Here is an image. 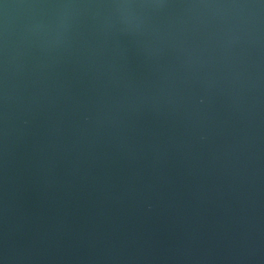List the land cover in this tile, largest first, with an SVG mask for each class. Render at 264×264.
<instances>
[{
	"label": "water",
	"instance_id": "1",
	"mask_svg": "<svg viewBox=\"0 0 264 264\" xmlns=\"http://www.w3.org/2000/svg\"><path fill=\"white\" fill-rule=\"evenodd\" d=\"M0 264H264V0H0Z\"/></svg>",
	"mask_w": 264,
	"mask_h": 264
}]
</instances>
